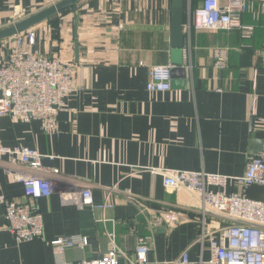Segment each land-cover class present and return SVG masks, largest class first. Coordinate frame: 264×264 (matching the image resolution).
Instances as JSON below:
<instances>
[{
  "label": "crops",
  "instance_id": "1",
  "mask_svg": "<svg viewBox=\"0 0 264 264\" xmlns=\"http://www.w3.org/2000/svg\"><path fill=\"white\" fill-rule=\"evenodd\" d=\"M61 0H0V29L11 26ZM199 0H185L186 16ZM171 0H84L42 22L33 31L32 51L60 56L76 68V87L58 116L59 135H47L40 122L6 118L0 142L38 151L43 165L57 169L51 196L35 202L43 217L42 239L18 242L8 229L0 202V264H59L51 243L82 235L84 248H69L63 264H78L107 255L114 233L121 263L127 264L139 237L150 238L148 264H172L189 250L190 259L211 257L200 243L199 215L170 229L152 230L153 212L194 206L185 191H168L155 170L203 171L229 177L245 174L249 159L264 153V12L259 3L243 17L254 37L231 32H185V85L169 92H150L149 68L172 63ZM189 15V14H188ZM187 19V18H186ZM13 40L0 41V62ZM231 49L227 69L214 68L213 48ZM143 64V65H142ZM178 68V67H177ZM184 73H176V81ZM173 80V79H172ZM257 97V113L252 101ZM2 165H4L2 163ZM0 165V197L25 203V187ZM90 188L103 212L82 206ZM228 194L261 201L264 188ZM147 208L143 212V209ZM219 236L225 222L208 218Z\"/></svg>",
  "mask_w": 264,
  "mask_h": 264
},
{
  "label": "built area",
  "instance_id": "2",
  "mask_svg": "<svg viewBox=\"0 0 264 264\" xmlns=\"http://www.w3.org/2000/svg\"><path fill=\"white\" fill-rule=\"evenodd\" d=\"M193 11L189 8L184 31L231 32L239 30L243 39L254 37L255 29L243 24V17L259 3L264 12V0H199ZM189 14V15H188ZM13 44L7 56L0 62V132L1 122L13 121L41 123L47 135H59L58 116L67 111L66 101L76 87L77 65L60 56L39 55L32 51L36 42L33 28L12 38ZM231 49L227 46L213 48L214 68H228ZM143 65V64H142ZM172 66L149 68L147 90L169 92L172 90ZM257 111V97L252 101V114ZM264 122V120H263ZM44 157L27 147H7L0 142V165L5 173L25 187V203L0 197L5 206V219L9 231L18 242L43 238V217L35 202L49 197L54 191V179L60 175L57 169L43 165ZM154 173L163 176L168 191H185L192 196L194 206L186 210H165L149 215L152 230L162 226L170 229L190 219L191 213L199 215L200 243L210 244L211 257L198 262L190 259L185 250L172 264H264V199L247 198L244 194H228L230 185H238L243 192L250 187L264 188V153L249 159L246 172L241 177L208 174L203 171L159 169ZM82 206L106 212L112 208L109 201L95 204L90 188L82 191ZM148 210L143 209V212ZM208 218L225 222L217 232L208 224ZM109 251L97 260L78 264H123L114 233H107ZM88 239L82 235L60 238L51 243L56 260L63 264V256L69 248H84ZM151 249L150 238L139 237L134 258L127 264H148Z\"/></svg>",
  "mask_w": 264,
  "mask_h": 264
},
{
  "label": "water",
  "instance_id": "3",
  "mask_svg": "<svg viewBox=\"0 0 264 264\" xmlns=\"http://www.w3.org/2000/svg\"><path fill=\"white\" fill-rule=\"evenodd\" d=\"M82 1L84 0H61L45 10L20 20L9 27L2 28L0 29V41L11 39L68 9L76 11L78 4ZM171 8L172 63L176 67L172 69V88L182 89L185 85V69L179 67H182L184 64V48L186 45V35L184 31L186 21L185 0H171ZM176 73H184L182 80L176 81Z\"/></svg>",
  "mask_w": 264,
  "mask_h": 264
},
{
  "label": "trees",
  "instance_id": "4",
  "mask_svg": "<svg viewBox=\"0 0 264 264\" xmlns=\"http://www.w3.org/2000/svg\"><path fill=\"white\" fill-rule=\"evenodd\" d=\"M69 10H71V9H68V10H66V11H69ZM66 11H64V12H66ZM49 21L52 22L54 26H57V22L53 21L52 18L49 19Z\"/></svg>",
  "mask_w": 264,
  "mask_h": 264
}]
</instances>
